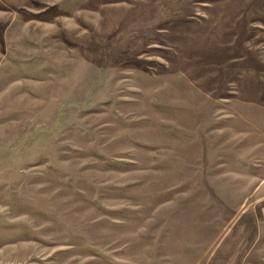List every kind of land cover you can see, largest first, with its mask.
Listing matches in <instances>:
<instances>
[{"label":"rangeland","instance_id":"obj_1","mask_svg":"<svg viewBox=\"0 0 264 264\" xmlns=\"http://www.w3.org/2000/svg\"><path fill=\"white\" fill-rule=\"evenodd\" d=\"M0 264H264V0H0Z\"/></svg>","mask_w":264,"mask_h":264}]
</instances>
